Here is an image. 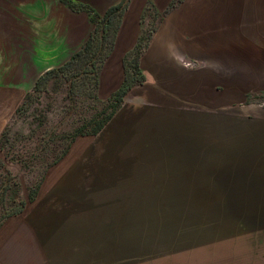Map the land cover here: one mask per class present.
I'll return each mask as SVG.
<instances>
[{
	"label": "rangeland",
	"instance_id": "rangeland-1",
	"mask_svg": "<svg viewBox=\"0 0 264 264\" xmlns=\"http://www.w3.org/2000/svg\"><path fill=\"white\" fill-rule=\"evenodd\" d=\"M70 1L90 6L99 16L105 12L95 0ZM121 1L114 0L113 5ZM171 1L126 0L113 50L99 65L97 101L89 99L95 92L92 81L82 92L85 98L78 94L68 99L59 80L51 82L47 92L31 91L40 75L62 65L79 43H85L95 27L89 16L70 11L58 0L3 6L16 20L11 18L13 26L0 30V198L7 186L0 226L13 220L39 230L44 226L40 220H122L132 226L133 238L126 243L131 251L147 253L176 242L183 246L194 239L196 243L217 239L222 231L234 230L235 209L225 206L231 196L222 190L233 189L228 177L235 161L234 126L240 104L232 101L209 111L211 117L220 115L209 137L195 130L194 163L186 169L172 166L186 170L180 173L187 174L183 182L171 180L166 171L161 174L168 166L157 164L155 158L183 154L153 148L148 143H155L139 142V135L130 132L118 134L106 127L95 137H77L69 144L74 130L101 110L114 91L118 79L114 72L118 68L120 74L119 65L138 38L150 36L143 56L164 21L188 0L167 12ZM10 17L0 12V23ZM180 64L194 71L203 68L198 60ZM255 102L264 106L253 97L244 104ZM195 111L208 113L203 108ZM205 145L212 147L203 149ZM259 249L264 253V244Z\"/></svg>",
	"mask_w": 264,
	"mask_h": 264
},
{
	"label": "crops",
	"instance_id": "crops-1",
	"mask_svg": "<svg viewBox=\"0 0 264 264\" xmlns=\"http://www.w3.org/2000/svg\"><path fill=\"white\" fill-rule=\"evenodd\" d=\"M29 1L41 2L0 0V12L11 16L0 23V30L13 26L11 18L16 20L3 6ZM94 4L106 10L114 0ZM183 8L155 34L140 58L145 83L129 91L107 127L139 135V142L155 143H148L153 148L183 154L155 157L157 164L168 166L159 169L161 174L166 171L178 183L187 177L180 175L186 170L172 166L194 163L195 130L209 137L220 121V115L211 117L209 111L232 101L240 104L228 177L233 189L222 190L231 196L225 206L235 209L234 230L222 231L217 239H194L184 247L176 242L147 253L131 251L126 243L133 238L132 226L122 220H40L44 226L39 230L7 220L0 226V264H264V253L258 251L264 244V106L244 104L264 96V0H188ZM78 46L71 52L82 42ZM188 60L201 61L203 68L194 71L180 64ZM119 68L114 90L123 78L122 63ZM202 108L208 113L195 111Z\"/></svg>",
	"mask_w": 264,
	"mask_h": 264
},
{
	"label": "trees",
	"instance_id": "trees-1",
	"mask_svg": "<svg viewBox=\"0 0 264 264\" xmlns=\"http://www.w3.org/2000/svg\"><path fill=\"white\" fill-rule=\"evenodd\" d=\"M74 13H85L89 16L90 23L94 30L83 45L65 61L62 65L45 71L36 80L32 92L42 93L48 91V85L58 80L66 86V97L68 99L77 97L85 98L86 87L91 83L95 92L89 94V99L98 100V77L99 65L103 63L113 50L117 29L120 24L122 11L125 9L126 0L119 4L108 7L102 16H99L93 8L82 3H73L70 0H58ZM183 0H172L167 12L175 8ZM150 36H140L134 47L126 53L122 59L123 78L116 90L101 103L102 108L93 117L86 120L81 126L76 128L70 138L69 144L77 137H95L100 134L112 121L124 103L125 96L135 86L145 83L146 76L140 68V58L143 48L149 41ZM145 42V43H144ZM104 48L107 50L104 51ZM255 100L264 102V96H255ZM68 146L63 151L66 153ZM62 157V155H61ZM59 157L58 160L61 158ZM57 160V161H58ZM7 186L3 188L0 203L3 202L4 193ZM31 197V196H30ZM21 205H24L21 202ZM16 213V212H14ZM13 213V214H14Z\"/></svg>",
	"mask_w": 264,
	"mask_h": 264
}]
</instances>
